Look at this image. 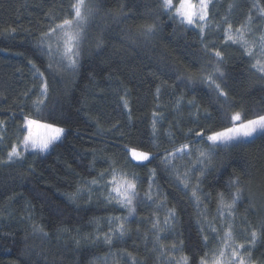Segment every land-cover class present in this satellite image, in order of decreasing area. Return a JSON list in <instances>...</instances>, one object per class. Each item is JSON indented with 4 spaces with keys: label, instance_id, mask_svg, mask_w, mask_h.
Masks as SVG:
<instances>
[{
    "label": "trees",
    "instance_id": "16d2710c",
    "mask_svg": "<svg viewBox=\"0 0 264 264\" xmlns=\"http://www.w3.org/2000/svg\"><path fill=\"white\" fill-rule=\"evenodd\" d=\"M71 3L0 0V159L22 139L25 116L44 117L42 122L65 129L45 154L25 152L21 160L0 163V264H131L128 253L138 264H161L153 228L157 220L161 243L177 258L187 255L189 264H200L206 251L219 246L205 216L227 226L217 215L218 200L222 192L231 199L234 177L242 192L235 217L228 220L237 242L249 241L252 230L260 233L251 259L264 264V136L215 150L200 177L199 205L176 179L177 170L183 174L195 160L196 148H206L197 131L220 130L225 114L235 111L249 118L264 112V76L251 67L255 59L264 60L258 48L264 0H213L203 40L198 29L186 30L163 14L160 0H92L95 12L78 66L58 67L57 57L49 68L41 36L68 14ZM249 15L248 38L257 41L253 58L224 42L227 25L235 30ZM152 23L156 31L145 39L142 26ZM213 44L223 55L224 75L217 74L216 82L226 99L204 80L216 63L213 51L205 49ZM45 81L46 106L37 112L34 101ZM184 143L193 145L192 160L176 159L175 167H166L163 158ZM130 149L152 158L134 161ZM112 168L117 180L122 173L135 176L140 203L134 215L106 199ZM101 172L105 179L92 184ZM149 191L151 201L145 195ZM169 210L175 214L166 225ZM115 217H128L123 237L113 232L119 223ZM34 224L47 236L34 232ZM106 234L112 235L111 244ZM205 235L210 237L207 248Z\"/></svg>",
    "mask_w": 264,
    "mask_h": 264
},
{
    "label": "snow or ice",
    "instance_id": "6c2138e0",
    "mask_svg": "<svg viewBox=\"0 0 264 264\" xmlns=\"http://www.w3.org/2000/svg\"><path fill=\"white\" fill-rule=\"evenodd\" d=\"M213 0H160L159 8L162 13L167 15L174 23L182 26H186L187 29H198L201 39L206 36L207 29L210 25L211 5ZM70 11L68 14L58 22L54 21L49 26L48 30L43 32L40 40V48L43 49L47 46L46 55L50 58L48 67L52 68L53 61L59 57L57 66L66 68L68 70H74L79 64V59L82 55V46L86 38V32L92 16L94 15L95 8L92 0H72L69 5ZM232 6L230 5V8ZM260 15L264 16V8L259 9ZM253 18L249 15L247 22L240 27L233 30L232 24H228L224 31V42H230L233 45L243 49L245 55L253 58L255 56V49L257 48V41L250 40L248 34L251 32V25ZM157 25L155 23L146 24L142 26V35L145 39L150 37L156 31ZM219 28V25L217 26ZM259 55L264 56V32H261L258 37ZM102 41L97 40V47L101 46ZM206 51L212 50L216 57V63L213 72H210L204 77V80L208 85H215L216 91L220 96L227 98V93L221 88V85L217 83L219 74L220 77L224 75L221 70L220 64L223 61L222 51L215 49V45L205 46ZM35 68L36 66L33 65ZM251 67L255 69L257 73L264 76V60L255 59ZM36 71L41 77L44 76L43 72L37 68ZM159 91V90H158ZM48 95V85L45 81L41 84L40 92L37 99L34 101L36 105V111L42 112L43 107L46 106V100ZM127 107V103H125ZM230 108L233 106H229ZM44 117H32L25 116L21 125L22 139L18 143H13L7 150L6 159H0V163H12L15 160H21L24 158L25 152L43 153L60 138L65 132L63 127L58 126L55 122H42ZM225 120L227 121L220 130L209 129L205 131H197L195 135L201 142L207 141L206 148H196L198 155L183 174L177 170L176 179L185 189L190 190L192 199L197 205L201 203L200 194V177L204 175V170L207 168L213 153L216 149L221 147L237 146L240 142L249 140L255 135L259 134L264 136V112L254 114L251 118L247 117L243 111L232 112L230 117L225 114ZM0 126H4L0 122ZM0 141H3V136H0ZM193 145L191 143L181 144L175 148L172 152H168L163 158L162 163L168 167H175L174 161L176 159L192 160L193 157ZM131 159L137 162L150 161L152 154L143 151H137L136 149L129 150ZM197 165L200 167L197 168ZM153 174L155 169L152 170ZM199 172L196 176L195 185H191V178L193 175ZM111 179H107V190L109 195L106 197L109 203L113 201L121 208H127L129 215H134L136 208L140 201L137 199L139 196V190L135 176L131 179L128 178L126 173H122L119 180L116 177V169L112 168ZM105 179V173L101 172L97 179L91 181L92 184H97L100 180ZM230 185L235 186V191L231 194V199L226 200L224 193H220L218 200L217 215L221 221L227 223L226 227L217 226L213 221H208L205 216V220L208 223V228L212 233H215L214 239L219 241V246L206 251L200 259V264H253L251 259V247H254L260 233L256 230H252L250 233V240L246 242H237L234 233V223L232 220H228L229 217L234 219V209L237 202L241 199L242 188L239 186V177H234L230 180ZM151 188V182H150ZM114 193V195H112ZM147 200H153L151 192L145 194ZM162 203V202H161ZM158 207L160 205H157ZM173 210H169V216L165 217L164 223H169V217L174 215ZM119 223L113 229L114 233H118L120 237H123L127 233L125 222L128 217H124L121 220L120 217L113 218ZM111 223V221H110ZM153 228L156 229L155 242L158 245L159 255L157 259L161 261V264H189V257L181 254L179 258L173 252L161 243L162 237L160 232L163 231L159 227V221L153 222ZM34 232H41L47 236V233L43 231L38 225H33ZM203 231V229H202ZM223 232L221 236L220 233ZM112 235H105V242L112 243ZM210 237L204 236L205 247H208V241ZM79 243V241H77ZM246 243L248 247L246 248ZM173 250L176 249L175 243L171 245ZM155 250V249H154ZM131 264H138L136 258L131 253L127 254ZM165 258L161 260V258Z\"/></svg>",
    "mask_w": 264,
    "mask_h": 264
},
{
    "label": "rangeland",
    "instance_id": "374dc122",
    "mask_svg": "<svg viewBox=\"0 0 264 264\" xmlns=\"http://www.w3.org/2000/svg\"><path fill=\"white\" fill-rule=\"evenodd\" d=\"M58 58H59V57H58ZM62 136H63V135H62ZM255 136H256V135H255ZM255 136H254V137H255ZM61 138H62V137H61ZM61 138H60V139H61ZM251 139H252V138H251ZM58 141H59V140H58ZM58 141H56V142H58ZM56 142H55V143H56ZM55 143H54V144H55ZM54 144H53V145H54ZM49 149H50V148H49ZM49 149H48V150H49ZM46 152H47V151H46ZM46 152H43V153H40V154H45ZM130 156H131V155H130ZM134 161H135V160H134ZM118 180H119V179H118ZM113 195H114V193H113Z\"/></svg>",
    "mask_w": 264,
    "mask_h": 264
}]
</instances>
